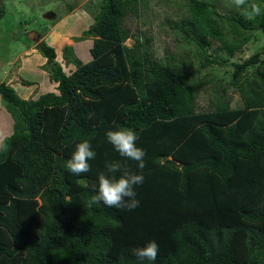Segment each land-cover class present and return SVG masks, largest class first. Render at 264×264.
<instances>
[{
    "label": "trees",
    "instance_id": "1",
    "mask_svg": "<svg viewBox=\"0 0 264 264\" xmlns=\"http://www.w3.org/2000/svg\"><path fill=\"white\" fill-rule=\"evenodd\" d=\"M146 1L101 0L83 34L93 38L91 60L65 48L76 64L71 74L56 63L54 47L39 44L59 93L27 100L0 84L15 121L0 155V264H140L128 250L149 240L159 245L156 264H264V49L232 63L240 107L220 87L201 110L194 81L225 64L207 54L212 40L232 57L250 34H264V15L230 17L238 33L250 32L230 39L217 4L190 0L189 17L175 28L203 60L186 71L176 52L155 58L145 47L152 39L141 41L126 25ZM115 125L135 129L146 150L133 211L89 206L105 161L122 159L104 136ZM84 137L97 157L90 172L73 175L64 164Z\"/></svg>",
    "mask_w": 264,
    "mask_h": 264
},
{
    "label": "rangeland",
    "instance_id": "2",
    "mask_svg": "<svg viewBox=\"0 0 264 264\" xmlns=\"http://www.w3.org/2000/svg\"><path fill=\"white\" fill-rule=\"evenodd\" d=\"M201 1L217 4L224 18L221 27L228 38L240 40L250 34L242 29V34L238 33L236 25L228 20L240 14L235 0ZM189 3L190 0H147L142 4L140 16L130 15L126 19V25L138 34L141 41L152 39L145 47L150 48L155 58L164 59L168 51L176 52L186 71L200 69L203 60L197 48L186 42L175 28L177 23L189 17L188 7L184 6ZM100 4L101 0H0V13L3 12L0 16V84L6 83L27 100H37L46 93H59L58 83L52 79L47 58L40 51L39 44L45 42L54 47L56 63L66 74H71L76 64L66 59L65 48L73 47L75 58L83 63L91 60L93 38H84L83 34L95 22ZM250 35V42L232 57L221 50L220 43L210 42L207 54L225 64H211L194 77L201 89L198 100L201 110L208 109L220 87L229 89L233 108L242 106L239 94L231 85L232 63L242 62L264 49V34L257 31ZM126 44L131 47L135 41L129 39ZM255 71L254 67L249 73ZM14 124L6 102L0 98V143L13 133Z\"/></svg>",
    "mask_w": 264,
    "mask_h": 264
},
{
    "label": "clouds",
    "instance_id": "3",
    "mask_svg": "<svg viewBox=\"0 0 264 264\" xmlns=\"http://www.w3.org/2000/svg\"><path fill=\"white\" fill-rule=\"evenodd\" d=\"M264 0L258 3L247 4V0H235V6L240 10V15L252 19L264 15ZM108 144L122 159L106 160L104 171L97 173V182L93 185L94 195L89 199V206H104L108 208L126 209L133 211L140 206L137 198V187L141 186L145 177L146 150L139 147L138 132L130 127L115 125L106 129L104 133ZM9 151V145L0 143V155ZM97 152L92 144L91 137H84L75 144L71 157L65 162L64 167L73 175H80L91 171L90 161H94ZM127 161H134L136 171H133ZM140 264H156L159 245L155 240L146 241L143 246L128 250Z\"/></svg>",
    "mask_w": 264,
    "mask_h": 264
},
{
    "label": "water",
    "instance_id": "4",
    "mask_svg": "<svg viewBox=\"0 0 264 264\" xmlns=\"http://www.w3.org/2000/svg\"><path fill=\"white\" fill-rule=\"evenodd\" d=\"M31 37V36H30Z\"/></svg>",
    "mask_w": 264,
    "mask_h": 264
}]
</instances>
